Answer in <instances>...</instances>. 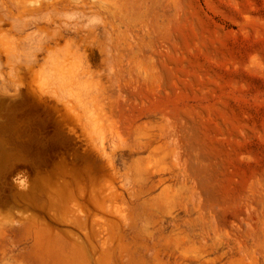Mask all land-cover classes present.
<instances>
[{
  "label": "rangeland",
  "instance_id": "obj_1",
  "mask_svg": "<svg viewBox=\"0 0 264 264\" xmlns=\"http://www.w3.org/2000/svg\"><path fill=\"white\" fill-rule=\"evenodd\" d=\"M40 1L0 0V264H264V0Z\"/></svg>",
  "mask_w": 264,
  "mask_h": 264
},
{
  "label": "bare ground",
  "instance_id": "obj_2",
  "mask_svg": "<svg viewBox=\"0 0 264 264\" xmlns=\"http://www.w3.org/2000/svg\"><path fill=\"white\" fill-rule=\"evenodd\" d=\"M41 3V1L40 0H29V2L27 3L29 6H36L37 4H40ZM2 5V4H1ZM3 6V5H2ZM1 6V7H2ZM27 6V5H26ZM28 6V7H29ZM3 8V7H2ZM4 8H5V4H4ZM29 10L31 9V7H29L28 8ZM24 11V10H23ZM22 11V12H23ZM4 12V11H3ZM2 16L4 17V18H7V15L5 14V13H3L2 14ZM28 19V18H27ZM26 19V20H27ZM34 20V19H33ZM35 22V21H34ZM34 22L33 21H22L21 20V22H18V23H16L15 24V27H16V30H20V29H22L23 27H25V26H27V25H30V24H34ZM49 22V21H48ZM59 28V27H58ZM58 28H57V30H58ZM56 29V28H55ZM56 31V30H55ZM0 49L1 50H3V52H5V54L6 55H12V45H11V43H8V42H6L5 40H3V39H0ZM33 54H31L29 57H27L26 59H25V61L26 62H30V60H33L34 58H33ZM14 60H13V63H16V62H18L19 60H21V59H19L18 57H15L14 56ZM33 58V59H32ZM51 66H52V68H54V70L56 71V72H54L55 73V75H56V78H58L57 79V86L61 89L62 88V86H63V84H65V81H66V77H65V69H64V60L62 59V58H56V59H53L52 60V62H51ZM40 74V73H39ZM37 75V74H36ZM35 77V78H34ZM34 77H32V79L34 80V79H36L37 77L36 76H34ZM19 80V79H18ZM38 80V79H37ZM35 82H37V86H38V89L40 90V92H44V93H48L49 91H50V93L51 92H54V95H55V91L54 90H52L49 86H48V83H47V79H45V78H42V76L40 75V77H39V82L38 81H35ZM57 94V93H56ZM51 95H53V94H51ZM57 97L59 98L60 97V99L62 98V96L60 95V94H57ZM56 97V98H57ZM63 99V98H62ZM72 106V105H71ZM66 107L67 108H69V109H71L70 108V105L68 104V103H66ZM17 225V224H16ZM13 247V246H12Z\"/></svg>",
  "mask_w": 264,
  "mask_h": 264
}]
</instances>
